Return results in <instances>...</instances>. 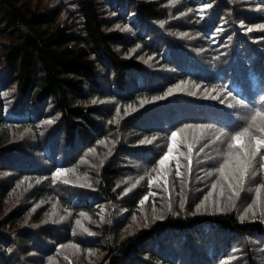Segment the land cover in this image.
Instances as JSON below:
<instances>
[{
	"label": "trees",
	"instance_id": "trees-1",
	"mask_svg": "<svg viewBox=\"0 0 264 264\" xmlns=\"http://www.w3.org/2000/svg\"><path fill=\"white\" fill-rule=\"evenodd\" d=\"M260 23L264 0H0V264H264V161L220 171L264 139ZM145 196L168 213L135 225Z\"/></svg>",
	"mask_w": 264,
	"mask_h": 264
},
{
	"label": "rangeland",
	"instance_id": "rangeland-1",
	"mask_svg": "<svg viewBox=\"0 0 264 264\" xmlns=\"http://www.w3.org/2000/svg\"><path fill=\"white\" fill-rule=\"evenodd\" d=\"M150 1H152V0H150ZM163 1L164 2L170 1V2H172L174 4L178 3V0H163ZM177 9H179L178 6H177ZM195 17L196 16L194 14H191V15L188 16V18L192 19V20L195 19ZM262 29H264V23H260L259 25H257L253 29L249 28V30H247V32L248 31L249 32H254V31H259V30L261 31ZM124 32L125 33H129L126 29L124 30ZM141 58L144 59L143 56ZM144 61H147V59H144ZM121 113H122V111H121ZM128 114H129V111H128V109H126V115H128ZM172 143H173V141H172V137H171L170 138V145ZM175 145L176 146L173 149L170 161L166 165H164L163 167H161L159 165V162H157V166L154 167V168H157L158 170H160V172H165L167 167L171 168L173 166L174 161L177 162V159H178V156H179V146H180V138H179L178 134L176 136ZM167 152H168V150L165 151V153H167ZM97 159L98 158L94 154L93 151H88V152H85V156L83 158L82 163L85 164L88 167V169H91L93 167V165L95 164V161H97ZM140 167H141V165L137 164V168H140ZM150 171L152 172L153 170H150ZM85 172L88 174L87 171H85ZM132 178H133L132 180L134 181L135 178L139 179V176H136V174L133 172L132 173ZM154 179L157 180V181H155V183H161L162 180H163L161 178V176H156V177H154ZM122 181L123 182L120 185L119 191L123 195H125L126 193H128L129 189L132 187V182H131L130 178H124V179H122ZM152 181H153V179H152ZM217 183H219V181ZM213 185H215V184L212 183V185H210L206 199L210 198V195H211V201H210L211 206H215V205L218 206V205H220L219 204V199H218L219 188H217L216 185H215V187H213ZM197 187H198L197 189L200 191L201 190V184H199ZM249 187L253 191H256L258 189V188H256V185H254V183H251L249 185ZM147 189H149V188H147ZM157 203H158V201L157 200L153 201V199L149 203H143L142 206L140 207L141 216H140V218L137 219V223L135 225H141V226L144 225V226H146V225L150 224L151 222L164 217L168 213V210H167L166 206H163V204L161 206V205H158ZM221 205H224V204H221ZM226 205H229V204H226ZM51 211L54 212L55 211V207L52 208ZM99 213H100L99 216H100L101 223H105L106 222V220H105L106 209L102 208L99 211ZM132 220L135 222V219H132ZM119 222L121 223V221H119ZM135 225H133V226H135ZM116 227H118V225Z\"/></svg>",
	"mask_w": 264,
	"mask_h": 264
},
{
	"label": "snow or ice",
	"instance_id": "snow-or-ice-1",
	"mask_svg": "<svg viewBox=\"0 0 264 264\" xmlns=\"http://www.w3.org/2000/svg\"><path fill=\"white\" fill-rule=\"evenodd\" d=\"M247 131V129H245ZM177 134L175 132L172 133V141L173 143L169 146L168 152L165 153L163 156L159 158V165L163 167L166 165L171 158L173 149L175 148V141H176ZM243 133L237 132V134L233 137L235 141V145L237 147L245 149V151L241 152L240 155L237 157L235 162L232 161H226L225 164L220 168L222 177L226 180H237V181H243L244 177L248 174L249 168L251 166L252 159L257 155L260 154L262 161H264V153L260 152V149L262 146H264V139L257 140L255 143L254 148L250 147L249 145H245L243 143ZM231 147V145H230ZM191 151V149H189ZM191 161H189V164ZM260 167H264V163L260 164ZM227 169V171H225ZM61 170H57L56 174H59ZM177 175L180 174L179 170H177ZM151 183V182H150ZM215 187V185H213ZM229 187H233V185L230 183ZM148 197L145 196L144 200H141V204L144 203L145 200H147Z\"/></svg>",
	"mask_w": 264,
	"mask_h": 264
},
{
	"label": "bare ground",
	"instance_id": "bare-ground-1",
	"mask_svg": "<svg viewBox=\"0 0 264 264\" xmlns=\"http://www.w3.org/2000/svg\"><path fill=\"white\" fill-rule=\"evenodd\" d=\"M200 256H201V255H200ZM201 259H202V258H201ZM235 259H236V258H235ZM238 262H239V261H238ZM238 262H237V263H238ZM232 264H234V263H232ZM241 264H242V263H241ZM259 264H260V263H259Z\"/></svg>",
	"mask_w": 264,
	"mask_h": 264
}]
</instances>
